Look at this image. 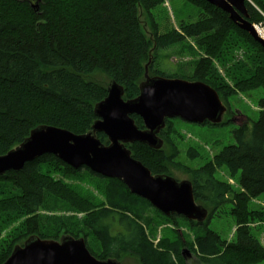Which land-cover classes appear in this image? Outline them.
I'll list each match as a JSON object with an SVG mask.
<instances>
[{"label": "trees", "instance_id": "obj_1", "mask_svg": "<svg viewBox=\"0 0 264 264\" xmlns=\"http://www.w3.org/2000/svg\"><path fill=\"white\" fill-rule=\"evenodd\" d=\"M162 1L0 0V155L19 146L40 125L66 128L77 134L90 131L97 120L95 106L108 95L109 82L116 80L124 87L125 99L136 98L149 60L151 76L185 79L156 70L154 63L161 51L187 39L205 47L208 56L196 64L190 81H203L227 99L233 87L216 77L211 59L220 58L228 49L243 47L246 55L234 70L236 86L241 91L258 88L264 91V47L234 23L229 13L205 0H190L202 10L198 21L182 23L179 29L161 34L159 25L152 19L149 37L141 17L144 13L151 15ZM246 7L251 23H264V0H248ZM237 38L242 42L236 41ZM259 107V117L252 128L248 120L234 130L236 144L226 146L213 161L188 169L196 201L211 208L204 223L191 222L206 224L227 201L234 206L237 222L232 241L222 240L220 235L208 231L206 239L201 240L202 254H194L196 260L187 261L181 251L160 252L147 243L145 225L141 222L146 219L145 209L154 207L148 200L133 194L116 178L100 176L87 167L75 169L51 154L26 163L20 171L0 175V183L13 189L9 195L0 192V219L26 217L18 235L24 241L32 235L54 240L67 234L78 238L88 225L103 250L93 251L86 241L87 246L99 259H119L121 253H139L143 264H176V260L179 264L260 263L264 261V245L249 225L253 215L249 203L264 193V95ZM133 118L144 129L142 118L138 115ZM164 133L163 130L160 134ZM97 135L109 144L104 133ZM130 147L133 156L153 174L170 175L173 158L165 153L164 147L155 150L140 142ZM48 160L57 162L65 173L72 175L83 169L89 171L90 177L102 180L101 189L114 210L104 209L102 217H94L88 223L84 220L77 228L61 224L62 229L56 233L46 230L45 223L51 222L41 215L42 210L50 208L53 199H65L67 190L60 188L52 175L42 173L41 166ZM222 164L239 172L241 191L216 177V165ZM111 219L119 221L127 232L118 230L119 236L113 238L115 220ZM146 222L150 224L149 218ZM177 236L179 247L191 250ZM17 242L0 247V264L9 258Z\"/></svg>", "mask_w": 264, "mask_h": 264}, {"label": "water", "instance_id": "obj_2", "mask_svg": "<svg viewBox=\"0 0 264 264\" xmlns=\"http://www.w3.org/2000/svg\"><path fill=\"white\" fill-rule=\"evenodd\" d=\"M205 1L229 13L234 23L264 47V37L248 20V0ZM150 61L145 66V79L136 98L125 99L124 87L111 80L108 95L95 106L97 120L90 131L77 134L53 125L37 126L19 146L0 155V175L20 171L26 163L51 154L75 169L87 167L100 176L122 181L133 194L148 200L167 216H183L189 221L204 223L209 210L197 203L193 182L178 180L168 174H153L133 156L127 144L140 142L160 150L164 146L160 133L166 127L167 119L220 124L227 106L218 91L203 81L151 76ZM133 115L142 118L144 129L138 127ZM98 133H104L109 144L103 143ZM182 255L187 261L197 258L187 247L182 249ZM3 264L122 263L115 257L97 258L84 237L67 234L60 240L32 235L22 245H16Z\"/></svg>", "mask_w": 264, "mask_h": 264}, {"label": "rangeland", "instance_id": "obj_3", "mask_svg": "<svg viewBox=\"0 0 264 264\" xmlns=\"http://www.w3.org/2000/svg\"><path fill=\"white\" fill-rule=\"evenodd\" d=\"M201 13V8L190 0H163L161 4L152 10L151 15L144 13L141 18L150 37L152 19L159 25L160 33L165 34L173 29H179L182 23L198 21ZM255 27L260 32L259 35L264 37V23L255 24ZM236 41L242 42L238 38ZM238 46H241V44L239 43ZM229 53H231L230 56ZM245 55V49L237 47L236 50L228 49L220 58L214 57L211 59L216 77L223 83L233 87L227 99L221 97L223 103L228 107L222 123L198 124L181 118H170L171 120L167 122L166 127L163 129L165 131L164 135L160 134L165 141L163 146L165 153L173 158V162L169 166V172L174 178L178 180L189 179L188 169L199 168L213 161L215 156L223 151L226 146L237 143L234 138L236 128L248 120H250L249 126L252 128L253 122L258 120L260 113L259 100L264 95L263 89L241 91L235 82L234 70L238 68V62ZM206 57L208 56L205 47H201L196 40L187 39L161 51L154 64L158 71L168 75H178V77L184 76L185 79L189 80L193 78L196 64L201 58ZM151 64L153 65V63ZM132 145L127 144V147L131 149L130 146ZM174 154H176L175 157ZM41 171L52 175L55 180L59 181L60 188L67 189L65 196L63 195L65 199L51 200V207L41 212L42 216L50 219L51 223H45V229L49 232L56 233L62 229L61 224H70L69 226L72 228L80 227L84 220L88 223L92 222L94 217L96 219L102 217L104 209L114 210L108 195L101 189L103 181L90 177L89 171L82 169L71 175L65 173L57 162L49 160L41 166ZM215 175L219 180L229 183L236 191H241L239 172L232 167L227 164L216 165ZM11 190L13 189L10 186L0 183L2 194L9 195L12 193ZM198 203L206 206L211 211V208L206 204L201 201H198ZM233 208V204L227 201L221 205L206 224L195 225L183 216L168 217L163 215L157 208L148 207L143 213L146 219L149 218L150 224H147L146 219L145 222L143 220L141 222L145 225L144 238H146L147 243L152 244L160 252L170 250L171 253L177 254L179 251L182 253L184 248L183 246L182 249L179 247L177 236L179 234L182 237L183 244L190 247L193 254H202L201 244L203 242L201 240L206 239L208 231L220 235L222 240H234L237 222L233 215ZM249 210L253 214V217L251 216L249 220V225L253 234L264 245V193L250 201ZM3 218L0 219V247L14 241H18L16 245H22L24 240H20L21 236L18 235L21 234L20 229L26 217L9 216ZM139 220L137 218V221ZM118 222L115 220L112 225L113 231H111V234L113 238L119 236L118 230L127 232L125 227ZM88 227L86 225V229H83L82 237L87 233L88 237L85 236L84 238L89 247L93 251L101 253L103 250L101 242L93 236L92 230ZM60 238L61 235L55 240H60ZM119 259L122 264H143L139 253H121ZM175 262L179 264V261L176 260ZM189 264L198 263L189 262ZM257 264H264V261Z\"/></svg>", "mask_w": 264, "mask_h": 264}, {"label": "bare ground", "instance_id": "obj_4", "mask_svg": "<svg viewBox=\"0 0 264 264\" xmlns=\"http://www.w3.org/2000/svg\"><path fill=\"white\" fill-rule=\"evenodd\" d=\"M260 33V32H259Z\"/></svg>", "mask_w": 264, "mask_h": 264}]
</instances>
